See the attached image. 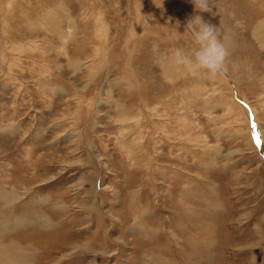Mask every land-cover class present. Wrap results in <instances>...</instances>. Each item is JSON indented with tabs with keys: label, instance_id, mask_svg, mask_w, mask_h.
Instances as JSON below:
<instances>
[{
	"label": "rangeland",
	"instance_id": "obj_1",
	"mask_svg": "<svg viewBox=\"0 0 264 264\" xmlns=\"http://www.w3.org/2000/svg\"><path fill=\"white\" fill-rule=\"evenodd\" d=\"M0 0V264H264V0Z\"/></svg>",
	"mask_w": 264,
	"mask_h": 264
},
{
	"label": "clouds",
	"instance_id": "obj_2",
	"mask_svg": "<svg viewBox=\"0 0 264 264\" xmlns=\"http://www.w3.org/2000/svg\"><path fill=\"white\" fill-rule=\"evenodd\" d=\"M194 14L186 19L185 30L192 36L194 48L190 54L182 49L173 52V61L192 76L215 79L227 71L230 56L229 37L220 27L206 22L202 13H212L209 0H190Z\"/></svg>",
	"mask_w": 264,
	"mask_h": 264
}]
</instances>
